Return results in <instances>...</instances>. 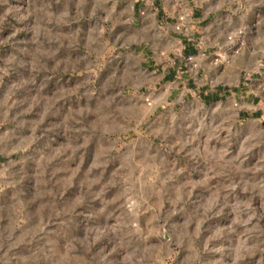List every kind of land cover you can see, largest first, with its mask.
Listing matches in <instances>:
<instances>
[{"label": "rangeland", "instance_id": "obj_1", "mask_svg": "<svg viewBox=\"0 0 264 264\" xmlns=\"http://www.w3.org/2000/svg\"><path fill=\"white\" fill-rule=\"evenodd\" d=\"M135 1L0 0V264H264V119L166 84L180 11ZM223 2L264 50V0ZM236 64L264 108V53Z\"/></svg>", "mask_w": 264, "mask_h": 264}, {"label": "crops", "instance_id": "obj_2", "mask_svg": "<svg viewBox=\"0 0 264 264\" xmlns=\"http://www.w3.org/2000/svg\"><path fill=\"white\" fill-rule=\"evenodd\" d=\"M165 2L152 0L146 2L143 8L144 0H136L134 13L150 9L155 13L156 22H159L160 19L168 18L165 17ZM173 3L180 15L174 18L171 25L166 23L162 28L166 31L161 34L165 36L161 39L166 43L164 51L161 52V48L148 42L144 44V49L151 53L149 65L161 71L166 84L181 86L186 96L193 90L203 105L234 106L239 102L240 119H264L263 103L256 92L257 80L250 83L240 80L237 85L222 80L229 71L242 72V67L236 64L237 58L244 55L248 58L260 57L264 53L261 47L252 46L247 38V34H254L255 31L247 30L246 26L237 27L234 17L228 13V4L223 0H174ZM219 12L228 14L219 15ZM239 33H243L244 49L238 57L229 62L215 59L217 51L226 55L230 44H234L227 40L228 36L235 37ZM258 36L262 35L258 33ZM256 43L264 44V36Z\"/></svg>", "mask_w": 264, "mask_h": 264}, {"label": "built area", "instance_id": "obj_3", "mask_svg": "<svg viewBox=\"0 0 264 264\" xmlns=\"http://www.w3.org/2000/svg\"><path fill=\"white\" fill-rule=\"evenodd\" d=\"M229 40H230V41H233L231 38H229ZM239 51H240V48H239V47H238V48H234V49H233V54H234V55H235V54H238ZM262 68L264 69V65H262Z\"/></svg>", "mask_w": 264, "mask_h": 264}]
</instances>
